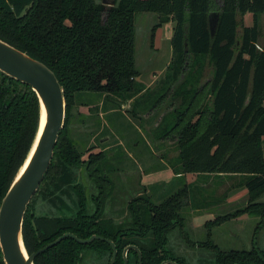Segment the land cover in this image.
<instances>
[{"label": "trees", "instance_id": "16d2710c", "mask_svg": "<svg viewBox=\"0 0 264 264\" xmlns=\"http://www.w3.org/2000/svg\"><path fill=\"white\" fill-rule=\"evenodd\" d=\"M136 11L157 12L150 26L151 41L157 27L173 22L168 37L170 57L154 87L137 78ZM245 12L250 14L249 24L242 22ZM260 14L264 28V0H0V39L45 63L64 98V119L51 159L22 216L21 238L27 253L70 231L78 237L97 234L110 239L116 250L113 264H122L121 250L127 244L140 251V264H159L163 259L186 264L182 255L166 246L168 232L182 223L181 208L198 206L190 195V184H182L156 202L138 193L126 201L127 216L116 220L106 215L105 197L111 184L103 173L104 151H92L89 145L82 157L78 141H85L86 136H72L70 124L76 113L85 126L94 125L86 133L90 135L100 126L98 113L108 104L121 103L127 112L140 117L141 112L152 114L168 101L169 108L158 122L160 134L175 145L177 165L171 169L176 176L184 172L243 175L240 184L248 202L216 214L204 225L246 211L259 216L255 228L264 222V200L251 201L264 193ZM204 62L210 74L200 80ZM78 91L96 94L77 99ZM100 95L103 101L97 105L94 100ZM75 102L86 105L88 113L76 112ZM167 112L171 121L165 117ZM37 121L35 92L0 71V199L26 156ZM77 168L92 181L95 191L87 194L83 183L73 181ZM69 194L72 214H57L59 201ZM37 198L43 202L35 205ZM197 246L209 249L211 258L206 264H264V249L257 245L225 249L206 238L197 241ZM86 251L102 253L107 264L111 247L102 238L79 242L64 236L37 252L33 264H78ZM125 255L126 264H137L134 248H128ZM0 264H5L1 252Z\"/></svg>", "mask_w": 264, "mask_h": 264}, {"label": "rangeland", "instance_id": "374dc122", "mask_svg": "<svg viewBox=\"0 0 264 264\" xmlns=\"http://www.w3.org/2000/svg\"><path fill=\"white\" fill-rule=\"evenodd\" d=\"M157 12L136 11L133 14L134 23V64L139 71L137 78L144 85H153L158 77L164 74V66L170 57V45L168 37L171 33L173 22L167 21L157 27L150 40V26L157 20ZM250 14L245 12L242 22L249 24ZM259 37L258 44L263 40V15L258 18ZM210 74L209 64L204 62L200 71V80ZM179 77V75L177 76ZM175 83V82H174ZM96 93L88 91L76 92V98H92ZM169 99V98H168ZM97 105H101L102 95L97 97ZM76 103V102H75ZM76 112L87 114V106L74 105ZM125 106L120 104H108L106 110L99 112L100 126L94 129L90 135H86L94 125L81 123L79 117L71 120L70 128L72 136L79 139L86 136L85 141H78L79 148L83 151L82 157L86 155V149L92 151L103 149L104 161L102 162L103 173L110 180L108 195L105 197L106 215L119 220L127 216L126 201L138 194L144 193L152 201L156 202L171 193L182 184L191 185V197L195 204H186L180 210L182 223L171 229L168 234L167 248L175 254L182 255L186 264H206L211 253L206 247H198L197 241L209 238L221 248H249L252 244L264 249V222L255 228L259 216L253 212H242L221 221L218 224L204 225L216 214L241 207L248 202L245 188L241 186L233 201H226L223 191L230 181L241 183L243 175H235L231 180L228 176L216 174L187 172L184 176H176L170 180L163 181L160 174L164 165L170 169L176 167V150L172 140L163 137L162 124L158 122L163 113L169 108L168 101L152 114H145L141 107L136 108L142 116L132 115L127 112ZM100 109V108H99ZM79 115V114H78ZM81 117V116H80ZM165 117L172 120V116L166 113ZM85 133V134H84ZM264 154V135L262 136ZM78 146V144H77ZM73 181L79 180L85 185L88 194L95 191L92 181L86 177L81 168L73 173ZM160 176V177H159ZM156 178V179H153ZM162 178V177H161ZM185 179V180H184ZM72 197L70 194L64 201H59L57 214H72ZM264 200V193L259 194L252 202ZM43 201L36 199L35 205ZM91 204L88 205L90 209ZM193 241V243H191ZM78 264H106L102 253L86 251L79 259Z\"/></svg>", "mask_w": 264, "mask_h": 264}, {"label": "water", "instance_id": "95a60500", "mask_svg": "<svg viewBox=\"0 0 264 264\" xmlns=\"http://www.w3.org/2000/svg\"><path fill=\"white\" fill-rule=\"evenodd\" d=\"M211 20L209 17V21ZM0 71L27 83L38 100V121L33 140L0 199V252L4 263L33 264V257L37 252L64 236H70L79 242H86L94 237L104 239L111 247L108 264H113L116 251L113 242L97 234L83 238L70 231H64L31 253L26 252L21 238L22 216L51 159L52 148L64 119V98L62 87L54 72L45 63L2 39H0ZM40 105L43 108L44 119L37 134ZM128 248L136 250L137 264H140V251L134 244H127L122 248V264H126L125 251ZM164 263L177 264L172 259H163L159 262V264Z\"/></svg>", "mask_w": 264, "mask_h": 264}, {"label": "crops", "instance_id": "0c3cea01", "mask_svg": "<svg viewBox=\"0 0 264 264\" xmlns=\"http://www.w3.org/2000/svg\"><path fill=\"white\" fill-rule=\"evenodd\" d=\"M147 86V85H146ZM163 173L160 174V179H162L163 181H167V180H170L172 178H175L176 177V174H174L172 172V169H170L167 165H164L163 167ZM185 173L187 172H184L182 173V176L185 175ZM193 173H196V172H193ZM205 174H216V175H221V176H228V178L231 180L232 178H234L235 175H241V173H231V172H210V173H205ZM153 179H156V178H153ZM185 180V179H184ZM241 185L240 183H234V181H230L228 184H227V187L224 189L223 191V194L225 196L226 194V198H228V202L230 201H233L236 199V197H239V196H236L235 194L237 193V190H239L241 188ZM246 191V190H245Z\"/></svg>", "mask_w": 264, "mask_h": 264}, {"label": "bare ground", "instance_id": "6f19581e", "mask_svg": "<svg viewBox=\"0 0 264 264\" xmlns=\"http://www.w3.org/2000/svg\"><path fill=\"white\" fill-rule=\"evenodd\" d=\"M43 119H44V112H43V108H42V106L40 105V107H39V122H38V130H37V134H38V132L40 131V129H41V126H42V123H43ZM37 134H36V136H37ZM36 138V137H35ZM35 142V140L33 141V143ZM33 145V144H32ZM31 147H33V146H31ZM26 161V160H25ZM25 163V162H24Z\"/></svg>", "mask_w": 264, "mask_h": 264}, {"label": "flooded vegetation", "instance_id": "af4514ba", "mask_svg": "<svg viewBox=\"0 0 264 264\" xmlns=\"http://www.w3.org/2000/svg\"><path fill=\"white\" fill-rule=\"evenodd\" d=\"M122 251V250H121ZM125 253H126V251H125ZM122 255V254H121ZM115 256V255H114ZM109 259V258H108ZM125 259H126V255H125ZM114 260V259H113ZM108 264V263H107Z\"/></svg>", "mask_w": 264, "mask_h": 264}]
</instances>
